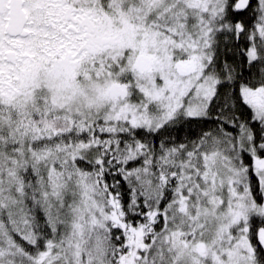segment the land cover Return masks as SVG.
<instances>
[{
	"label": "snow or ice",
	"instance_id": "snow-or-ice-1",
	"mask_svg": "<svg viewBox=\"0 0 264 264\" xmlns=\"http://www.w3.org/2000/svg\"><path fill=\"white\" fill-rule=\"evenodd\" d=\"M0 264H264V0H0Z\"/></svg>",
	"mask_w": 264,
	"mask_h": 264
}]
</instances>
